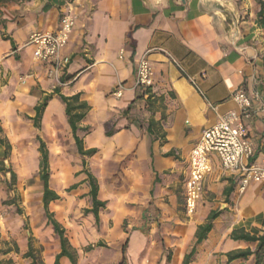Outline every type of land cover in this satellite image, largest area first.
I'll return each instance as SVG.
<instances>
[{"label":"crops","instance_id":"1","mask_svg":"<svg viewBox=\"0 0 264 264\" xmlns=\"http://www.w3.org/2000/svg\"><path fill=\"white\" fill-rule=\"evenodd\" d=\"M69 10L75 26L60 52L68 62L61 76L50 77L48 67L33 58V48L26 43L33 33L57 31ZM261 10L264 17V0H0L1 137L11 149L15 142L34 138L38 151L40 137L49 152V173L52 160L61 152L77 151L80 158L74 181L69 183L66 175L55 185L49 179L50 187L60 195L49 210L66 229L77 264L80 260L182 264L195 244L198 226L215 210L221 213L191 264L255 263L254 255L229 261L227 253L255 250L256 243L235 240L231 233L241 228L263 233L264 181H252L241 191V174L225 170L219 157L211 154L212 171L189 220L180 210L183 204L176 190L177 175L184 173L186 180L193 146L207 128L237 109L233 95L240 88L246 90L254 110L247 122L254 146L250 161L264 162ZM144 55L151 61L154 85L140 89L134 79L137 62ZM120 84L124 89L118 97L114 92ZM57 87L59 93H55ZM76 94L89 105L78 135L85 150H97L92 156L79 154L61 98ZM47 97L36 127V107ZM108 131L112 134L107 135ZM98 152L103 169L95 172L90 161ZM3 153L0 143V161L4 160L6 171L13 172L10 155L4 159ZM40 162L41 153L39 169ZM86 170L97 180L98 198L106 202L98 222L93 213L86 212L92 208ZM112 179L131 183L123 191L106 183ZM35 186L42 199L40 170ZM47 223L55 232L48 219ZM158 227L163 229L160 251L154 240ZM58 244L53 264L61 251L59 236ZM146 248L148 253H144ZM60 261L71 264L67 257Z\"/></svg>","mask_w":264,"mask_h":264},{"label":"rangeland","instance_id":"2","mask_svg":"<svg viewBox=\"0 0 264 264\" xmlns=\"http://www.w3.org/2000/svg\"><path fill=\"white\" fill-rule=\"evenodd\" d=\"M95 136H97V133ZM32 139L26 142H15L12 145L8 162L15 173V181H13L11 172L5 171L0 175V264H53L54 256L59 248L58 235L47 223L40 190L34 188L37 187L35 185L39 180L40 153L36 145L33 144L35 139ZM98 156L99 152L90 161L95 172L103 169ZM79 158L74 148L66 149L54 158L50 164L52 184L61 183L62 177L66 175L69 183H72L76 176ZM110 169L111 171H123L113 167H110ZM177 180L176 192L179 194V202L183 204L180 210L189 220L195 214L188 215L184 207V173L177 175ZM106 183L115 184L117 188L125 191L129 188L131 182L124 179H112L107 180ZM205 189L206 182L203 193ZM71 194H73V191L65 194V199L69 200L68 196ZM69 203L75 206L79 205V202L69 201ZM162 231L163 229L158 227L154 233L155 244L159 251ZM29 239L33 246L32 249L28 245ZM127 246V243L122 246L124 253L128 249ZM147 251V248L144 249V253H148ZM167 251L165 250V252ZM151 252L152 255L158 254L156 251ZM114 253L112 252L110 257L114 258ZM60 264H62L61 261ZM78 264L89 263L80 260Z\"/></svg>","mask_w":264,"mask_h":264},{"label":"built area","instance_id":"3","mask_svg":"<svg viewBox=\"0 0 264 264\" xmlns=\"http://www.w3.org/2000/svg\"><path fill=\"white\" fill-rule=\"evenodd\" d=\"M74 26L75 16L69 10L63 14L57 31L33 33L26 43L33 48V58L48 67L50 77L63 74L68 59H62L60 52L69 42ZM120 54L123 55V52ZM134 84L140 89L154 85V70L146 55L137 62ZM123 89L124 85L120 84L114 94L120 97ZM233 99L237 109L227 112L219 122L207 128L190 152L184 187L185 208L189 215L195 212L205 178L212 171L211 154L219 157L225 170L241 174V191L252 181H264V162L258 164L250 161L254 154L247 128V122L254 114L251 98L245 89L240 88L234 93Z\"/></svg>","mask_w":264,"mask_h":264},{"label":"trees","instance_id":"4","mask_svg":"<svg viewBox=\"0 0 264 264\" xmlns=\"http://www.w3.org/2000/svg\"><path fill=\"white\" fill-rule=\"evenodd\" d=\"M258 15L259 18L261 19V22L264 23L263 10H261L258 13ZM61 82H62V78H61ZM59 91L60 89L57 87L55 89V93H59ZM61 98L66 103V113L68 116V121L72 128L79 154L83 157L94 155L97 150L95 148L85 150L83 146V141L78 135L79 123L85 118L87 112L89 111V105L85 101H82L80 99V94H76L71 97L61 95ZM47 100L48 97L43 101V103H41L39 106L36 107V115L33 118L36 127H39L38 122L41 118V113L47 103ZM2 131L3 130L0 126V143L4 146L3 158L6 159L10 155L11 145L3 137H1ZM111 134H112L111 131L107 132V135H111ZM38 140L40 142L39 152L41 153L40 179L43 183L42 204L48 222L53 226L55 232L57 233L60 239L61 251L56 256L55 264H59V261L62 257L69 258L71 264H77V254L76 251L72 248L69 238L66 235V229L55 219L54 214L49 210L50 203L55 200H59L60 195L50 187L49 152L45 142L40 137H38ZM83 164L85 165V162H83ZM6 170L7 168L5 162L4 160H1L0 172ZM9 171L11 172V170ZM86 173L88 175V180L90 184L89 195L92 201V208L87 209L86 212L93 213L96 221L98 222L99 210L101 208H105L106 202L98 198L99 187L95 176L88 170H86ZM11 175L13 181H15L16 178L15 174L11 172ZM220 213L221 211L219 210L212 211L207 217V220L203 224L198 226L195 234L196 236L195 244L192 246L189 252L185 254L182 264H191L193 262L195 255L197 253L198 246L207 238L208 234L214 227V220L219 216ZM231 237L235 240H244L247 242L256 243V248L255 250L248 248L245 250H236L229 252L227 253L229 261L240 258L247 259L250 255H254L255 256L254 264H264V230L262 234H257V233L252 234L250 232H247L244 228L235 229L231 233ZM30 248L32 249L31 246Z\"/></svg>","mask_w":264,"mask_h":264},{"label":"water","instance_id":"5","mask_svg":"<svg viewBox=\"0 0 264 264\" xmlns=\"http://www.w3.org/2000/svg\"><path fill=\"white\" fill-rule=\"evenodd\" d=\"M205 1H207V2H214V1H216V0H205Z\"/></svg>","mask_w":264,"mask_h":264}]
</instances>
